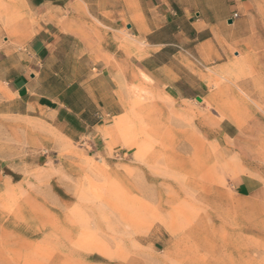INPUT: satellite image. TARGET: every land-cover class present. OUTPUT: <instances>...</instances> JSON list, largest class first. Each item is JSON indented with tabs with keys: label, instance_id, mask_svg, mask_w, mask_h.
Wrapping results in <instances>:
<instances>
[{
	"label": "rangeland",
	"instance_id": "374dc122",
	"mask_svg": "<svg viewBox=\"0 0 264 264\" xmlns=\"http://www.w3.org/2000/svg\"><path fill=\"white\" fill-rule=\"evenodd\" d=\"M36 25L27 0H0V47ZM244 78L264 89L262 75L225 77ZM144 84L97 153L0 114V264H264V91L246 106L232 95L243 122L227 139L214 108ZM241 176L258 183L248 198Z\"/></svg>",
	"mask_w": 264,
	"mask_h": 264
},
{
	"label": "crops",
	"instance_id": "0c3cea01",
	"mask_svg": "<svg viewBox=\"0 0 264 264\" xmlns=\"http://www.w3.org/2000/svg\"><path fill=\"white\" fill-rule=\"evenodd\" d=\"M27 1L37 18L31 37L0 47V114L48 125L95 153L117 137L145 79L169 101L214 108L227 139L243 122L231 105L264 91L253 79H225L264 76V18L253 0ZM232 95L239 103H228ZM257 184L241 176L232 188L248 198Z\"/></svg>",
	"mask_w": 264,
	"mask_h": 264
},
{
	"label": "bare ground",
	"instance_id": "6f19581e",
	"mask_svg": "<svg viewBox=\"0 0 264 264\" xmlns=\"http://www.w3.org/2000/svg\"><path fill=\"white\" fill-rule=\"evenodd\" d=\"M223 118H224V119H228V120H231V119H232L230 115L225 114V113L223 114ZM236 121H237V119H236ZM237 122H238V121H237ZM239 128H241L240 125H239ZM239 130H240V129H239Z\"/></svg>",
	"mask_w": 264,
	"mask_h": 264
},
{
	"label": "built area",
	"instance_id": "2783aa9c",
	"mask_svg": "<svg viewBox=\"0 0 264 264\" xmlns=\"http://www.w3.org/2000/svg\"><path fill=\"white\" fill-rule=\"evenodd\" d=\"M234 17H236V15H234Z\"/></svg>",
	"mask_w": 264,
	"mask_h": 264
}]
</instances>
